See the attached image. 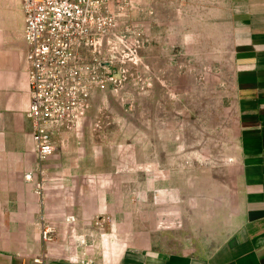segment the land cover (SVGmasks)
I'll return each mask as SVG.
<instances>
[{
    "label": "crops",
    "instance_id": "0c3cea01",
    "mask_svg": "<svg viewBox=\"0 0 264 264\" xmlns=\"http://www.w3.org/2000/svg\"><path fill=\"white\" fill-rule=\"evenodd\" d=\"M177 8L163 32L232 69L235 121L221 164L174 157L165 140L156 154L155 138L145 154L137 143L108 153L84 128L80 138L79 128L56 130L54 152L39 159L25 116L24 14L20 0H0V264H264V0H163Z\"/></svg>",
    "mask_w": 264,
    "mask_h": 264
},
{
    "label": "rangeland",
    "instance_id": "374dc122",
    "mask_svg": "<svg viewBox=\"0 0 264 264\" xmlns=\"http://www.w3.org/2000/svg\"><path fill=\"white\" fill-rule=\"evenodd\" d=\"M114 12L113 33L98 49L112 78L92 91L77 138L84 128L91 144L106 142L108 153L123 155L134 152L136 143V152L145 154L155 138L156 154L165 140L174 157L184 156L192 164L196 159L221 164L235 121L227 58L197 49L194 42L186 46L179 35L163 32L166 21L174 23L178 17V8L169 13L163 0H131ZM178 162L174 158L172 165ZM220 168L224 183L223 164Z\"/></svg>",
    "mask_w": 264,
    "mask_h": 264
},
{
    "label": "built area",
    "instance_id": "2783aa9c",
    "mask_svg": "<svg viewBox=\"0 0 264 264\" xmlns=\"http://www.w3.org/2000/svg\"><path fill=\"white\" fill-rule=\"evenodd\" d=\"M129 1L20 0L30 93L25 116L39 159L54 152L56 130L79 127L92 91L112 78L98 49L116 26L114 8ZM41 234L44 240L52 238L47 225Z\"/></svg>",
    "mask_w": 264,
    "mask_h": 264
}]
</instances>
